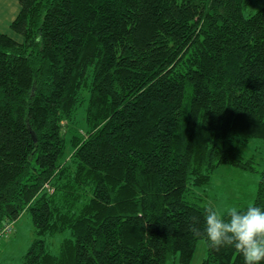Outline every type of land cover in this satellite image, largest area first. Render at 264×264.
<instances>
[{
  "label": "trees",
  "instance_id": "obj_1",
  "mask_svg": "<svg viewBox=\"0 0 264 264\" xmlns=\"http://www.w3.org/2000/svg\"><path fill=\"white\" fill-rule=\"evenodd\" d=\"M19 4L20 40L0 31V248L29 213L22 264H192L200 241L202 264H244L192 235L209 204L187 197L221 166L259 172L243 150L264 142V6Z\"/></svg>",
  "mask_w": 264,
  "mask_h": 264
},
{
  "label": "rangeland",
  "instance_id": "obj_2",
  "mask_svg": "<svg viewBox=\"0 0 264 264\" xmlns=\"http://www.w3.org/2000/svg\"><path fill=\"white\" fill-rule=\"evenodd\" d=\"M264 6V0H250L246 16H251ZM9 34L14 32L10 29ZM246 158L255 156L259 172L264 170V142H253L244 148ZM250 173L231 166H221L206 188H194L193 194L187 198L200 205L213 204L221 209L229 206L244 208L252 205L260 180V173ZM14 235H10L0 248V264H22L24 255L36 238L35 228L29 213H24L16 222ZM57 244L58 242H54ZM58 247V245H57ZM55 247V251H57ZM207 257V245L200 241L192 264H202ZM166 264H181L178 258L169 259Z\"/></svg>",
  "mask_w": 264,
  "mask_h": 264
},
{
  "label": "clouds",
  "instance_id": "obj_3",
  "mask_svg": "<svg viewBox=\"0 0 264 264\" xmlns=\"http://www.w3.org/2000/svg\"><path fill=\"white\" fill-rule=\"evenodd\" d=\"M191 219L189 231L194 237L206 239L209 247H230L244 264H264V208L248 205L221 209L209 204L204 208L202 227L197 218Z\"/></svg>",
  "mask_w": 264,
  "mask_h": 264
},
{
  "label": "crops",
  "instance_id": "obj_4",
  "mask_svg": "<svg viewBox=\"0 0 264 264\" xmlns=\"http://www.w3.org/2000/svg\"><path fill=\"white\" fill-rule=\"evenodd\" d=\"M20 0H0V31L14 37L17 40L20 38L13 34H9L11 23L16 19L20 11Z\"/></svg>",
  "mask_w": 264,
  "mask_h": 264
},
{
  "label": "built area",
  "instance_id": "obj_5",
  "mask_svg": "<svg viewBox=\"0 0 264 264\" xmlns=\"http://www.w3.org/2000/svg\"><path fill=\"white\" fill-rule=\"evenodd\" d=\"M6 233H9V230L7 228H4L0 231V239L3 236V234L5 235Z\"/></svg>",
  "mask_w": 264,
  "mask_h": 264
}]
</instances>
